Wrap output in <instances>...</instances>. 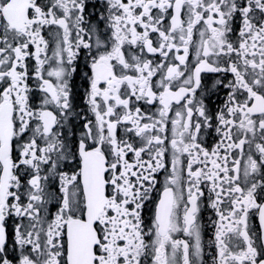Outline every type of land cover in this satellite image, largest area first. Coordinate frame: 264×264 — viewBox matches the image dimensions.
Here are the masks:
<instances>
[{"label":"snow or ice","instance_id":"1","mask_svg":"<svg viewBox=\"0 0 264 264\" xmlns=\"http://www.w3.org/2000/svg\"><path fill=\"white\" fill-rule=\"evenodd\" d=\"M0 264H264V0H0Z\"/></svg>","mask_w":264,"mask_h":264}]
</instances>
